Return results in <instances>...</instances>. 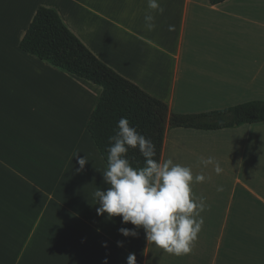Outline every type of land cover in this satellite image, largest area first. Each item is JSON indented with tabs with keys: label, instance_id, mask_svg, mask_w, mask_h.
<instances>
[{
	"label": "crops",
	"instance_id": "0c3cea01",
	"mask_svg": "<svg viewBox=\"0 0 264 264\" xmlns=\"http://www.w3.org/2000/svg\"><path fill=\"white\" fill-rule=\"evenodd\" d=\"M0 0V264H264V122L165 130L161 161L190 167L203 225L176 256L122 217L98 216L107 164L87 131L101 87L23 52L36 11L58 13L104 64L177 114L264 101V0ZM172 26V30H169ZM242 138V139H238ZM87 157L81 170L78 159ZM214 157L222 168L204 167ZM258 164V166H257ZM220 188L222 190L218 191ZM122 241L123 247L117 242ZM105 245H107L105 247Z\"/></svg>",
	"mask_w": 264,
	"mask_h": 264
},
{
	"label": "clouds",
	"instance_id": "9594fccd",
	"mask_svg": "<svg viewBox=\"0 0 264 264\" xmlns=\"http://www.w3.org/2000/svg\"><path fill=\"white\" fill-rule=\"evenodd\" d=\"M148 9L145 27L153 31L156 27L153 13L162 15L165 9L159 0H148ZM109 143L107 169L102 173L103 182L109 187L107 190L96 187L93 193L99 205L97 215L107 214L109 220L122 217L123 224L135 226L118 230L125 238H137V230L142 228L147 241L157 248L176 256L189 254L204 223L201 213L207 208L204 197L194 196L191 184L202 183L206 177L203 174L193 177L190 167L174 163L171 158L159 163L154 159L153 141L139 133L125 117L118 121L117 131L109 137ZM130 149L139 151L144 159L143 167L132 166L128 157ZM88 162L86 156L79 158L80 169ZM200 164L213 166L218 175L222 172L214 157L201 158ZM117 245L123 247V242L118 241ZM104 264H108L107 259ZM126 264H137L135 253L127 256Z\"/></svg>",
	"mask_w": 264,
	"mask_h": 264
},
{
	"label": "trees",
	"instance_id": "16d2710c",
	"mask_svg": "<svg viewBox=\"0 0 264 264\" xmlns=\"http://www.w3.org/2000/svg\"><path fill=\"white\" fill-rule=\"evenodd\" d=\"M224 1L209 0V3L218 5ZM20 49L101 87L100 97L87 122V131L106 164L109 137L115 135L122 117L153 141L156 146L154 159L159 163L166 128L217 131L264 122V101H250L196 114L172 112L166 103L149 95L99 60L50 8L37 9L20 42ZM128 157L133 167L144 166V159L138 150L130 149Z\"/></svg>",
	"mask_w": 264,
	"mask_h": 264
},
{
	"label": "rangeland",
	"instance_id": "374dc122",
	"mask_svg": "<svg viewBox=\"0 0 264 264\" xmlns=\"http://www.w3.org/2000/svg\"><path fill=\"white\" fill-rule=\"evenodd\" d=\"M238 139H242V138H238ZM257 166H258V164H257ZM256 177H262V179L264 178V174H262V173H259V172H257V171H255V174H254Z\"/></svg>",
	"mask_w": 264,
	"mask_h": 264
}]
</instances>
